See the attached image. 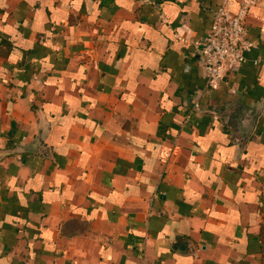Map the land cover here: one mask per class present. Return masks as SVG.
Listing matches in <instances>:
<instances>
[{
  "label": "crops",
  "instance_id": "crops-1",
  "mask_svg": "<svg viewBox=\"0 0 264 264\" xmlns=\"http://www.w3.org/2000/svg\"><path fill=\"white\" fill-rule=\"evenodd\" d=\"M219 7L0 0V264H264V2L209 88Z\"/></svg>",
  "mask_w": 264,
  "mask_h": 264
},
{
  "label": "built area",
  "instance_id": "built-area-1",
  "mask_svg": "<svg viewBox=\"0 0 264 264\" xmlns=\"http://www.w3.org/2000/svg\"><path fill=\"white\" fill-rule=\"evenodd\" d=\"M264 0H220L214 14L210 33L194 46L203 57V70L209 88L226 75L240 71L247 62L246 53L255 45L247 39L246 19L250 9L261 6ZM264 61H257L255 64Z\"/></svg>",
  "mask_w": 264,
  "mask_h": 264
},
{
  "label": "water",
  "instance_id": "water-1",
  "mask_svg": "<svg viewBox=\"0 0 264 264\" xmlns=\"http://www.w3.org/2000/svg\"><path fill=\"white\" fill-rule=\"evenodd\" d=\"M249 120L253 119V113L248 117Z\"/></svg>",
  "mask_w": 264,
  "mask_h": 264
}]
</instances>
